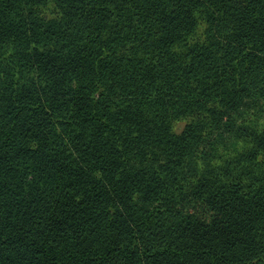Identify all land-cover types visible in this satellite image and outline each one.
Here are the masks:
<instances>
[{
  "label": "trees",
  "instance_id": "trees-1",
  "mask_svg": "<svg viewBox=\"0 0 264 264\" xmlns=\"http://www.w3.org/2000/svg\"><path fill=\"white\" fill-rule=\"evenodd\" d=\"M0 264H264V0H0Z\"/></svg>",
  "mask_w": 264,
  "mask_h": 264
},
{
  "label": "rangeland",
  "instance_id": "rangeland-1",
  "mask_svg": "<svg viewBox=\"0 0 264 264\" xmlns=\"http://www.w3.org/2000/svg\"><path fill=\"white\" fill-rule=\"evenodd\" d=\"M186 120H180V121H177L176 123H175V130L177 131V132H179V131H181L182 130V128L184 127V125L186 124Z\"/></svg>",
  "mask_w": 264,
  "mask_h": 264
}]
</instances>
